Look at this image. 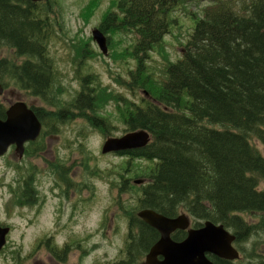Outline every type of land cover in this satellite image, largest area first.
Here are the masks:
<instances>
[{"label":"trees","instance_id":"trees-1","mask_svg":"<svg viewBox=\"0 0 264 264\" xmlns=\"http://www.w3.org/2000/svg\"><path fill=\"white\" fill-rule=\"evenodd\" d=\"M100 1L91 3L97 6ZM181 1L114 0L98 25L109 44L115 35L133 37L128 54L135 68L128 80L115 83L131 93L145 91L150 99L136 104L123 96L115 98L122 104L123 133L144 131L150 142L118 154L127 160L121 163L115 187L120 193L135 190L136 199L124 214L125 257L113 264H141L158 241V233L137 218L142 210L170 219L185 213L195 229L203 222L221 225L235 236L238 248L264 228V218L255 226L242 218L264 217V189H259L264 157L252 144L255 140L264 147V0H208L211 5L195 23L181 58L166 61L163 80L156 81L147 64L170 33L171 14ZM49 2L0 0V49L23 58L17 65L0 58V84L13 85L43 102H50L56 78L48 52L55 32ZM96 6L84 13L91 14ZM85 52H79L81 59H87ZM80 83L73 109L90 112L91 124L109 135V125L95 112L103 98L94 76L84 75ZM32 110L46 126L42 110ZM128 174L145 183L132 186ZM183 237V232L172 235L176 242ZM256 259L233 264H264V256Z\"/></svg>","mask_w":264,"mask_h":264},{"label":"rangeland","instance_id":"rangeland-1","mask_svg":"<svg viewBox=\"0 0 264 264\" xmlns=\"http://www.w3.org/2000/svg\"><path fill=\"white\" fill-rule=\"evenodd\" d=\"M91 1L50 0L47 6L52 8L48 13L55 23V32L48 44L49 58L56 72L52 95L48 96L50 102L31 97L13 85L1 96L0 102L6 107L23 102L41 109L46 126L38 142L27 147L31 155L25 153L19 158L11 148L0 158V223L12 227L7 244L0 252V264H51L46 239L57 246L55 251L65 244L69 246L63 260L67 264H113L125 257L127 220L124 214L135 204V190L125 193L117 190L115 184L121 163L127 159L117 154L103 155L101 148L108 137L120 136L125 129L122 104L115 98L123 96L136 104L142 98L150 99L145 91L131 93L115 83V79L128 80V73L135 68L128 54L133 37L113 36L111 44H106L108 55L103 56L92 32L112 9L114 0H101L97 6ZM210 5L208 0H183L174 9L170 33L164 37L162 46L151 53L147 64L154 80H163L166 61L175 63L181 58L195 23L203 18L205 8ZM90 6L96 8L91 14L84 13ZM84 50L87 59L80 57L79 52ZM0 58L15 65L23 61L9 49H0ZM84 75L94 76L95 87L102 92L103 102L95 112L109 125V135L91 124L90 112L84 114L73 109L74 98L81 91L80 78ZM54 116L58 119H53ZM252 144L264 157V147L255 140ZM138 172L143 175L141 170ZM127 178L143 180L133 179L130 174ZM133 181L130 184L137 188L144 184L136 185ZM25 185L30 190L22 195ZM259 189H264L263 181ZM242 218L255 226L264 217L254 214ZM257 230L240 248L235 246L240 253L239 262L256 261L257 257L264 256V228Z\"/></svg>","mask_w":264,"mask_h":264},{"label":"water","instance_id":"water-1","mask_svg":"<svg viewBox=\"0 0 264 264\" xmlns=\"http://www.w3.org/2000/svg\"><path fill=\"white\" fill-rule=\"evenodd\" d=\"M29 1L35 4L45 0ZM92 37L102 54L106 55V38L103 34L94 30ZM2 93L0 85V96ZM40 129V123L25 104H13L7 110L5 120H0V157L10 146H15V152L21 157L24 144L34 141ZM149 140L148 133L144 131L131 132L120 138L108 139L101 152L109 154L142 149ZM135 184H142V181ZM137 217L159 234V240L150 248L143 264H213L208 256L230 262L239 259V253L233 247L235 237L221 225L205 222L199 229H189L190 222L184 214L170 219L150 210L140 211ZM175 231H187L186 238L181 242L173 241L171 235ZM7 233V228H0V250L5 245Z\"/></svg>","mask_w":264,"mask_h":264},{"label":"flooded vegetation","instance_id":"flooded-vegetation-1","mask_svg":"<svg viewBox=\"0 0 264 264\" xmlns=\"http://www.w3.org/2000/svg\"><path fill=\"white\" fill-rule=\"evenodd\" d=\"M74 99H76V97H75ZM2 107H3V108H2V110H3V117H5V110L7 109V107H6V106H3V105H2ZM27 107H28L29 109L32 110V108H33L34 106L27 105ZM74 108H75V107H74ZM75 110H77V109L75 108ZM2 119H4V118H2ZM41 125H42V124H41ZM43 128H44V126H41V130H43ZM37 142H38V141L35 140V141L31 142V144H30V143L27 144L26 146L28 147V145H35ZM26 146H25V147H26ZM11 148H13V147H11ZM11 148H10V149H11ZM13 149H14V148H13ZM24 152H25V150H24ZM29 190H30L29 187L25 185V188H23V190L21 191V194L24 195V193H25V194L28 193ZM25 201H28V200H25ZM190 227H191V226H190ZM0 228H9V234H8L7 237H6V238H8L9 235H10V233L12 232V227H11V226H8V225H6V224H2V223H0ZM176 232H183L184 237H183L180 241H178V242L183 241V240L185 239L186 235H187V232H186V231H175L174 233H176ZM158 239H159V238H158ZM72 243H73V242H72ZM73 244H74V243H73ZM69 245H70V244H69ZM234 246H235V244H234ZM45 248H46V250H47L48 260H49V262H50L51 264H67V263L63 262L64 257L67 255L68 250H69V246H68L67 244H65V245L63 246V248H61V250H59V251H55L56 248H57V246H56L55 244L50 243V241H49L48 239H46V240H45ZM48 250H49L50 252H48ZM218 260H219V259H218ZM221 261H224V260H221ZM227 262H228V261H227ZM16 264H19V263H16ZM25 264H28V262L25 263ZM74 264H81V263H74ZM232 264H233V263H232Z\"/></svg>","mask_w":264,"mask_h":264},{"label":"bare ground","instance_id":"bare-ground-1","mask_svg":"<svg viewBox=\"0 0 264 264\" xmlns=\"http://www.w3.org/2000/svg\"><path fill=\"white\" fill-rule=\"evenodd\" d=\"M144 94H145V93H144ZM145 96H146V95H145ZM57 113H58V111H57ZM76 115H77V114H76ZM79 115H80V114H79ZM64 116H65V115H64ZM77 116H78V115H77ZM77 116H76V117H77ZM83 116H84V115H83ZM78 117H79V116H78ZM78 117H77V118H78ZM84 117H85V116H84ZM44 118H45V117H44ZM86 118H87V117H86ZM44 120H45V119H44ZM137 150H138V149H137ZM130 151H131V150H130ZM132 151H133V150H132ZM139 220H140V219H139ZM257 231H258V230H257ZM259 232H260V231H259ZM257 233H258V232H257ZM248 234H249V233H248ZM246 236H247V235H246ZM248 237H249V236H248ZM246 239H247V238H246Z\"/></svg>","mask_w":264,"mask_h":264}]
</instances>
